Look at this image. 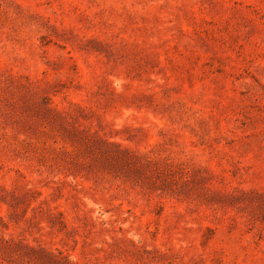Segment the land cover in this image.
<instances>
[{"label":"rangeland","instance_id":"obj_1","mask_svg":"<svg viewBox=\"0 0 264 264\" xmlns=\"http://www.w3.org/2000/svg\"><path fill=\"white\" fill-rule=\"evenodd\" d=\"M0 264H264V0H0Z\"/></svg>","mask_w":264,"mask_h":264}]
</instances>
